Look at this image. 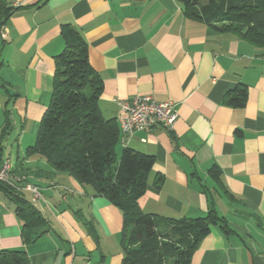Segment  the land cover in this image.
<instances>
[{"label": "crops", "instance_id": "obj_1", "mask_svg": "<svg viewBox=\"0 0 264 264\" xmlns=\"http://www.w3.org/2000/svg\"><path fill=\"white\" fill-rule=\"evenodd\" d=\"M7 1L20 8L0 29V155L40 187L44 200L36 207L48 225L25 244L16 205L0 190V251L25 249L32 264H122L121 211L71 175L49 174L44 158L25 154L49 104L55 56L65 48L61 28L69 23L103 79L104 117L118 118V101L136 95L178 106L172 130L121 138L120 150L155 156L142 210L197 218L213 202L232 232L213 225L191 264H264V50L186 17L179 0ZM239 84L248 88L246 103L226 104ZM215 164L226 192L211 176ZM77 212L93 222L97 239Z\"/></svg>", "mask_w": 264, "mask_h": 264}, {"label": "trees", "instance_id": "obj_2", "mask_svg": "<svg viewBox=\"0 0 264 264\" xmlns=\"http://www.w3.org/2000/svg\"><path fill=\"white\" fill-rule=\"evenodd\" d=\"M179 1L186 17L205 22L217 32L236 34L264 50V0ZM18 8L0 0V29ZM61 29L65 48L55 56L51 98L39 121L36 141L26 148V157L44 158L52 167L49 174L71 175L121 211L122 264H191L213 225H219L225 234L232 232L227 220L213 202L207 214L197 218H168L142 210L139 199L146 191L155 156L128 146L119 149L123 135L117 118H106L100 110L104 82L90 64L88 44L72 24H63ZM247 99V86L239 84L224 102L243 106ZM10 126L7 116L4 130ZM210 173L226 192L216 164ZM163 182L164 177L158 176L155 184L161 187ZM0 190L16 205L24 243H32L38 237L36 230L46 227L48 220L25 192L6 183H0ZM77 214L97 239L93 222L81 212ZM0 264L32 263L25 249H12L0 251Z\"/></svg>", "mask_w": 264, "mask_h": 264}, {"label": "built area", "instance_id": "obj_3", "mask_svg": "<svg viewBox=\"0 0 264 264\" xmlns=\"http://www.w3.org/2000/svg\"><path fill=\"white\" fill-rule=\"evenodd\" d=\"M118 105L117 120L124 138L133 136L139 131H150L158 126L172 130L178 119V106L175 102L158 101L149 94L136 95L129 100H119ZM0 183L29 192L30 201L35 205L44 200L40 187L27 181L24 176L14 173L10 160L1 157Z\"/></svg>", "mask_w": 264, "mask_h": 264}, {"label": "rangeland", "instance_id": "obj_4", "mask_svg": "<svg viewBox=\"0 0 264 264\" xmlns=\"http://www.w3.org/2000/svg\"><path fill=\"white\" fill-rule=\"evenodd\" d=\"M22 176H24V175H22ZM25 177V176H24Z\"/></svg>", "mask_w": 264, "mask_h": 264}]
</instances>
